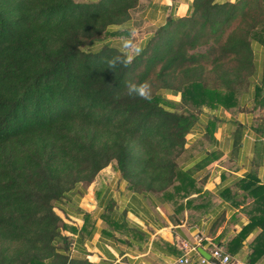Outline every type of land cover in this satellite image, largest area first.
I'll return each mask as SVG.
<instances>
[{
  "label": "trees",
  "instance_id": "16d2710c",
  "mask_svg": "<svg viewBox=\"0 0 264 264\" xmlns=\"http://www.w3.org/2000/svg\"><path fill=\"white\" fill-rule=\"evenodd\" d=\"M139 1L0 0V264H91L70 258L55 209L110 165L134 191L183 197L193 184L185 138L201 109H230L249 86L264 0H193L125 68L105 41L128 35L113 26ZM126 80L148 81L150 99L124 94ZM245 184L255 213L239 238L260 229L254 262L264 251V186L253 176Z\"/></svg>",
  "mask_w": 264,
  "mask_h": 264
},
{
  "label": "crops",
  "instance_id": "0c3cea01",
  "mask_svg": "<svg viewBox=\"0 0 264 264\" xmlns=\"http://www.w3.org/2000/svg\"><path fill=\"white\" fill-rule=\"evenodd\" d=\"M192 2L140 0L129 22L133 27L135 15L157 29L170 17H187ZM252 50L253 74L249 86L237 93L234 106L203 107L185 138L191 155L182 170L191 172L193 182L188 194L165 198L137 192L112 165L106 167L82 195L71 196L64 211L56 212L67 227L62 235L68 239L72 260L179 264L184 258L197 262L198 254L208 255L217 245L248 264H264V251L251 261L260 229L253 227L239 238L255 213V200L245 183L253 176L264 186V45L254 42ZM208 160L212 162L203 165Z\"/></svg>",
  "mask_w": 264,
  "mask_h": 264
},
{
  "label": "clouds",
  "instance_id": "9594fccd",
  "mask_svg": "<svg viewBox=\"0 0 264 264\" xmlns=\"http://www.w3.org/2000/svg\"><path fill=\"white\" fill-rule=\"evenodd\" d=\"M117 27L118 30L121 32H127L128 35H122L120 36L119 40L121 41V47L120 51L123 53L125 59L122 61L123 66L127 68L129 65L132 64L134 55L139 56L142 52V49L134 43L133 37L135 36L136 29L131 26L130 22H126L119 26H113ZM127 50V51H125ZM109 67L115 68L116 64L114 61H109ZM130 81H125V89L126 92L124 94L128 95L132 98H141L148 100L151 97V86L148 83V81H143L139 85L131 84ZM119 93L117 94V98H119Z\"/></svg>",
  "mask_w": 264,
  "mask_h": 264
},
{
  "label": "rangeland",
  "instance_id": "374dc122",
  "mask_svg": "<svg viewBox=\"0 0 264 264\" xmlns=\"http://www.w3.org/2000/svg\"><path fill=\"white\" fill-rule=\"evenodd\" d=\"M133 17V27L136 29V33L135 36L133 37L134 43L136 44V46L138 47H142L144 45V43L146 42L147 38L145 37L147 34L152 35L156 29L154 28H149L148 26H145L144 23H142L137 17L132 16ZM108 44H111L115 47H118L120 49L121 47V41L119 40V38H114V39H109L108 41H105ZM104 43H96L92 46H85L83 49L85 51H98L103 47ZM127 51V50H125ZM134 54V53H133ZM168 99L174 100V101H180V98L177 96V98H174L175 96H171V95H167ZM114 167V166H113ZM56 212H58V209H55Z\"/></svg>",
  "mask_w": 264,
  "mask_h": 264
},
{
  "label": "built area",
  "instance_id": "2783aa9c",
  "mask_svg": "<svg viewBox=\"0 0 264 264\" xmlns=\"http://www.w3.org/2000/svg\"><path fill=\"white\" fill-rule=\"evenodd\" d=\"M200 243L201 240L199 239ZM192 251L197 253L196 248H192ZM199 255L197 262H192L187 258L180 259L179 264H248L244 260H241L237 257L231 256L224 247L222 246H212V249L209 251V259H206L202 255Z\"/></svg>",
  "mask_w": 264,
  "mask_h": 264
},
{
  "label": "water",
  "instance_id": "95a60500",
  "mask_svg": "<svg viewBox=\"0 0 264 264\" xmlns=\"http://www.w3.org/2000/svg\"><path fill=\"white\" fill-rule=\"evenodd\" d=\"M199 252L202 253V252H201V249H199ZM201 255H202L203 257H205L206 259H209V255H205L204 253H202Z\"/></svg>",
  "mask_w": 264,
  "mask_h": 264
}]
</instances>
